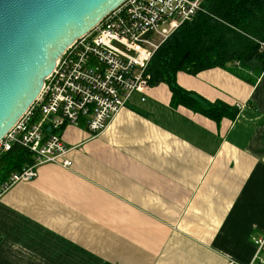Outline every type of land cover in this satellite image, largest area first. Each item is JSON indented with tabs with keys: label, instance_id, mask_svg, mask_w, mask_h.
<instances>
[{
	"label": "crops",
	"instance_id": "crops-1",
	"mask_svg": "<svg viewBox=\"0 0 264 264\" xmlns=\"http://www.w3.org/2000/svg\"><path fill=\"white\" fill-rule=\"evenodd\" d=\"M177 82L243 107L216 121L157 82L99 135L66 126L72 166L0 197V264H264V54Z\"/></svg>",
	"mask_w": 264,
	"mask_h": 264
},
{
	"label": "built area",
	"instance_id": "built-area-1",
	"mask_svg": "<svg viewBox=\"0 0 264 264\" xmlns=\"http://www.w3.org/2000/svg\"><path fill=\"white\" fill-rule=\"evenodd\" d=\"M203 1L125 0L69 45L40 95L0 141V158L19 146L35 159L0 183V197L36 178L42 164L70 168L63 129L85 125L95 135L102 133L134 93L151 87L154 55L183 23L205 11ZM258 44L264 52V40ZM256 242L264 246V238Z\"/></svg>",
	"mask_w": 264,
	"mask_h": 264
},
{
	"label": "water",
	"instance_id": "water-1",
	"mask_svg": "<svg viewBox=\"0 0 264 264\" xmlns=\"http://www.w3.org/2000/svg\"><path fill=\"white\" fill-rule=\"evenodd\" d=\"M125 0H0V141L57 60Z\"/></svg>",
	"mask_w": 264,
	"mask_h": 264
},
{
	"label": "trees",
	"instance_id": "trees-1",
	"mask_svg": "<svg viewBox=\"0 0 264 264\" xmlns=\"http://www.w3.org/2000/svg\"><path fill=\"white\" fill-rule=\"evenodd\" d=\"M199 11L183 23L160 46L148 72L151 83L165 82L172 91V104L184 105L220 121L235 117L239 110L223 102H211L187 91L177 82V73L197 74L234 61L247 63L263 55L258 42L264 40V0H204ZM30 152L15 146L0 158V180L21 170Z\"/></svg>",
	"mask_w": 264,
	"mask_h": 264
}]
</instances>
